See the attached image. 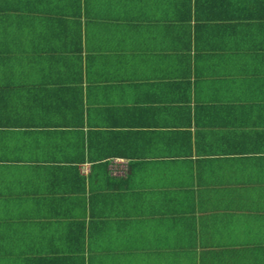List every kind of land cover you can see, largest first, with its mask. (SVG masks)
I'll use <instances>...</instances> for the list:
<instances>
[{"label": "crops", "instance_id": "0c3cea01", "mask_svg": "<svg viewBox=\"0 0 264 264\" xmlns=\"http://www.w3.org/2000/svg\"><path fill=\"white\" fill-rule=\"evenodd\" d=\"M0 264H264V0H0Z\"/></svg>", "mask_w": 264, "mask_h": 264}]
</instances>
